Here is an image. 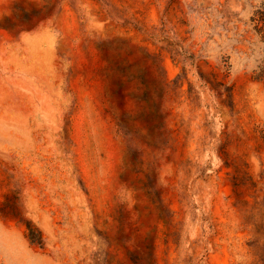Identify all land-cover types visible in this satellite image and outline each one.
Wrapping results in <instances>:
<instances>
[{
	"label": "rangeland",
	"instance_id": "obj_1",
	"mask_svg": "<svg viewBox=\"0 0 264 264\" xmlns=\"http://www.w3.org/2000/svg\"><path fill=\"white\" fill-rule=\"evenodd\" d=\"M264 0H0V264H264Z\"/></svg>",
	"mask_w": 264,
	"mask_h": 264
},
{
	"label": "trees",
	"instance_id": "obj_2",
	"mask_svg": "<svg viewBox=\"0 0 264 264\" xmlns=\"http://www.w3.org/2000/svg\"><path fill=\"white\" fill-rule=\"evenodd\" d=\"M251 21L254 22V30L264 41V4L256 11L255 16L251 18Z\"/></svg>",
	"mask_w": 264,
	"mask_h": 264
}]
</instances>
